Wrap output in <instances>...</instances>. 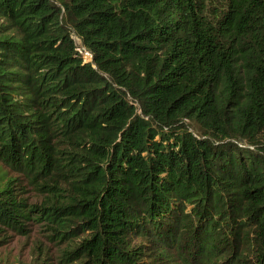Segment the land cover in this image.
I'll list each match as a JSON object with an SVG mask.
<instances>
[{
  "label": "trees",
  "instance_id": "1",
  "mask_svg": "<svg viewBox=\"0 0 264 264\" xmlns=\"http://www.w3.org/2000/svg\"><path fill=\"white\" fill-rule=\"evenodd\" d=\"M36 219L63 264H264V0H0V226Z\"/></svg>",
  "mask_w": 264,
  "mask_h": 264
},
{
  "label": "rangeland",
  "instance_id": "2",
  "mask_svg": "<svg viewBox=\"0 0 264 264\" xmlns=\"http://www.w3.org/2000/svg\"><path fill=\"white\" fill-rule=\"evenodd\" d=\"M57 1V0H54ZM79 42V39L77 38ZM83 56H85L83 54ZM90 60V56L87 57ZM10 172V169H8ZM25 196L30 203L40 202L45 199L38 189L26 185ZM29 230L27 234L13 231L0 226V264H63L61 255L68 246L69 240L52 237L41 219L26 222ZM79 261H73L76 264Z\"/></svg>",
  "mask_w": 264,
  "mask_h": 264
},
{
  "label": "built area",
  "instance_id": "3",
  "mask_svg": "<svg viewBox=\"0 0 264 264\" xmlns=\"http://www.w3.org/2000/svg\"><path fill=\"white\" fill-rule=\"evenodd\" d=\"M76 49L78 50V52H80V54L82 55V57H83V59L85 61H88L89 60V58H87V57H89V56L91 57V55H90V53L83 46H77ZM83 54L85 56H83Z\"/></svg>",
  "mask_w": 264,
  "mask_h": 264
}]
</instances>
